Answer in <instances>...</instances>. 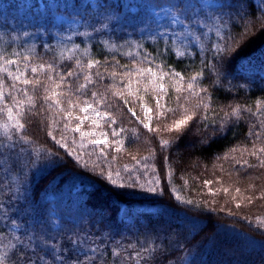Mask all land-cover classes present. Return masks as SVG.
Instances as JSON below:
<instances>
[{
    "label": "trees",
    "instance_id": "1",
    "mask_svg": "<svg viewBox=\"0 0 264 264\" xmlns=\"http://www.w3.org/2000/svg\"><path fill=\"white\" fill-rule=\"evenodd\" d=\"M217 1L0 0L4 264H264V9Z\"/></svg>",
    "mask_w": 264,
    "mask_h": 264
},
{
    "label": "rangeland",
    "instance_id": "2",
    "mask_svg": "<svg viewBox=\"0 0 264 264\" xmlns=\"http://www.w3.org/2000/svg\"><path fill=\"white\" fill-rule=\"evenodd\" d=\"M93 4H95V0H91ZM192 5L197 6V8H216L220 6L219 1L217 0H191ZM257 4L264 9V4L260 0H256ZM150 12L153 14L155 19L159 23H164L165 25H170L172 27L176 28H184L185 30L188 29V26L183 22L182 16L180 12L174 7L173 3H165L162 5H154L150 6ZM57 23H67V24H73L75 26L80 24V19L77 18H71L66 15H58L56 17ZM181 40L185 41L186 43L192 42L196 43V38L190 33L181 34L179 37ZM86 115L85 119L91 118L92 116L98 117L99 115L91 112L89 109L87 112L84 111ZM99 140L104 141L103 138H99ZM53 215V224L57 228L59 226V219L60 215L57 213H52ZM18 227L16 225L12 226L10 228L11 231L17 230ZM81 252H85V250H81Z\"/></svg>",
    "mask_w": 264,
    "mask_h": 264
},
{
    "label": "snow or ice",
    "instance_id": "3",
    "mask_svg": "<svg viewBox=\"0 0 264 264\" xmlns=\"http://www.w3.org/2000/svg\"><path fill=\"white\" fill-rule=\"evenodd\" d=\"M8 63H15V62L14 61H8ZM89 67L91 68L92 65H89ZM32 71L35 72L36 69H33ZM148 71L151 72V69H148ZM69 75H71V73H69ZM17 79H18V77H17ZM23 83L28 84L29 81L27 79H25L23 81ZM161 90L163 91V85H161ZM128 110H129V112H132L131 108H129ZM83 111L87 112L88 108H84ZM148 111H149V109L145 108V112L147 113ZM132 114L135 115L134 112ZM81 123H83V121ZM181 123H184V121H181ZM20 127L22 128L23 125H20ZM145 127H149V125L146 124ZM77 130H79V129H77ZM93 143L101 144V143H104V141H102V140H94ZM6 257H7V253H5L4 256H0V264H4V260L6 259ZM18 259L20 261H22L23 264H36L35 261L31 260L30 258L25 257L24 255H21Z\"/></svg>",
    "mask_w": 264,
    "mask_h": 264
}]
</instances>
